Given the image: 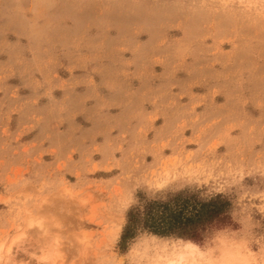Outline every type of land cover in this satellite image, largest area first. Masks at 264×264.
<instances>
[{"label": "rangeland", "instance_id": "374dc122", "mask_svg": "<svg viewBox=\"0 0 264 264\" xmlns=\"http://www.w3.org/2000/svg\"><path fill=\"white\" fill-rule=\"evenodd\" d=\"M224 193L206 241L126 211ZM264 264V0H0V264ZM178 264V263H177Z\"/></svg>", "mask_w": 264, "mask_h": 264}, {"label": "trees", "instance_id": "16d2710c", "mask_svg": "<svg viewBox=\"0 0 264 264\" xmlns=\"http://www.w3.org/2000/svg\"><path fill=\"white\" fill-rule=\"evenodd\" d=\"M126 211L118 246L121 252L141 234L188 239L202 244L214 229L234 225L232 199L224 193L204 194V189L184 188L147 197L142 190Z\"/></svg>", "mask_w": 264, "mask_h": 264}, {"label": "bare ground", "instance_id": "6f19581e", "mask_svg": "<svg viewBox=\"0 0 264 264\" xmlns=\"http://www.w3.org/2000/svg\"><path fill=\"white\" fill-rule=\"evenodd\" d=\"M183 247V250L179 251L178 257L170 259L166 264H186L185 260L189 259L191 256H195V249L197 246L194 243L191 241H184ZM191 258L194 259L193 257Z\"/></svg>", "mask_w": 264, "mask_h": 264}]
</instances>
